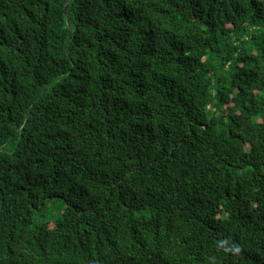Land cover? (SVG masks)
Here are the masks:
<instances>
[{
    "label": "trees",
    "instance_id": "1",
    "mask_svg": "<svg viewBox=\"0 0 264 264\" xmlns=\"http://www.w3.org/2000/svg\"><path fill=\"white\" fill-rule=\"evenodd\" d=\"M0 264H264V0H0Z\"/></svg>",
    "mask_w": 264,
    "mask_h": 264
},
{
    "label": "rangeland",
    "instance_id": "2",
    "mask_svg": "<svg viewBox=\"0 0 264 264\" xmlns=\"http://www.w3.org/2000/svg\"><path fill=\"white\" fill-rule=\"evenodd\" d=\"M64 207L65 204L61 200H51L43 211L44 216H40L38 221L53 223L61 215Z\"/></svg>",
    "mask_w": 264,
    "mask_h": 264
}]
</instances>
